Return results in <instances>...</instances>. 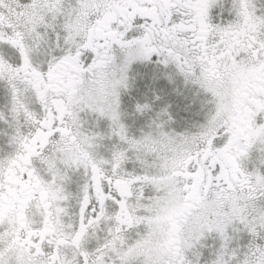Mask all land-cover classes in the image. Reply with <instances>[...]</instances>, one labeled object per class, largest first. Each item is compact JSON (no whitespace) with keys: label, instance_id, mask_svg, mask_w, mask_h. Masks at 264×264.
Wrapping results in <instances>:
<instances>
[{"label":"snow or ice","instance_id":"1","mask_svg":"<svg viewBox=\"0 0 264 264\" xmlns=\"http://www.w3.org/2000/svg\"><path fill=\"white\" fill-rule=\"evenodd\" d=\"M0 264H264V0H0Z\"/></svg>","mask_w":264,"mask_h":264}]
</instances>
